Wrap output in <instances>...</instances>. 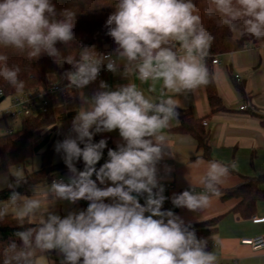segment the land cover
I'll return each mask as SVG.
<instances>
[{"label": "clouds", "instance_id": "1", "mask_svg": "<svg viewBox=\"0 0 264 264\" xmlns=\"http://www.w3.org/2000/svg\"><path fill=\"white\" fill-rule=\"evenodd\" d=\"M211 5L204 10L208 18L219 14V25L264 39V0H211ZM114 8L103 25L116 45L113 53H97L94 46L80 43L77 60L56 47L77 39L76 12L58 13L52 0H0V46L26 51L29 59L46 53L59 67L72 66L61 79L81 101L72 120L75 135L57 142L55 150L63 153L73 177L67 183L54 181L49 192L57 200L88 202L86 210L61 217L38 196L17 192L27 178L23 168L10 166L0 175V192L11 191L6 201L0 200V221L11 214L22 226L25 219L31 223V217L41 216L35 227L14 233L19 243L0 247V264H44L37 253L47 256L52 251L62 257L60 264H218V256L208 250L209 238L198 237L191 222L163 206L170 199L175 208H207L236 164L197 159L195 166H205L200 192L190 182V189L169 198L160 182L161 163L175 156L167 130L181 122L178 97L214 80L206 63L214 37L196 14L193 0H116ZM7 62L8 56L0 54V77L20 92L25 88L20 68ZM105 65L130 82L113 90L101 80L97 91L85 95L83 89ZM133 78L141 84L161 83L159 97L146 96ZM114 130L122 143L108 149L107 161L97 169L107 140L94 143L93 137ZM81 160L84 169L78 171ZM163 168L172 171L167 164ZM210 239L219 243L215 236ZM254 246L264 248V236L256 237Z\"/></svg>", "mask_w": 264, "mask_h": 264}, {"label": "crops", "instance_id": "2", "mask_svg": "<svg viewBox=\"0 0 264 264\" xmlns=\"http://www.w3.org/2000/svg\"><path fill=\"white\" fill-rule=\"evenodd\" d=\"M220 64L213 65L215 81L218 93L225 106L224 111L212 112L209 106L207 93L204 87L193 93L178 97L180 102V118L190 112L195 119L206 121L208 126H203L210 132L209 153L204 155L203 149L195 138L186 134H173L167 130L169 143L174 158L166 157L160 165V182L163 185H174L173 193H181L190 189V182L196 187V191H202L199 186V177L205 170L204 165L195 166L197 159L203 161L217 160L225 164L235 163V169L231 170L230 176L219 187L232 189L244 182L247 177H256L264 174V127L258 115L264 116V45L247 47L242 51L222 55ZM123 64H121V72ZM236 77H239L236 78ZM105 81L113 90L117 85L129 83L130 80L120 74L107 73L96 81L90 83L83 92L91 96L99 89L100 81ZM145 95L157 99L161 89V83L152 85L151 82L141 84L133 80ZM63 84V83H60ZM68 85V84H67ZM151 91L150 89H153ZM56 113L63 114L76 112L80 106V99L75 89H70L66 96H57L54 100ZM3 105V104H2ZM0 105V108L2 107ZM242 107H245L241 110ZM255 113L257 115H253ZM75 114V115H76ZM74 116L56 124L49 130L50 139L45 148L35 155L27 164L19 167L27 173L36 172L42 167V153L47 148L53 152V163H63V153H57L55 146L69 136H74L71 131ZM21 120L6 119L0 121V129L5 134L6 130L17 131L21 128ZM19 125V127H17ZM203 125V123H202ZM44 134V135H47ZM111 149H116L118 143H122L118 130L109 132ZM104 153L102 158H106ZM167 164L172 171L166 173L163 165ZM6 174V173H5ZM3 175V174H2ZM65 183L73 177L69 170L63 172ZM55 178H58L55 177ZM54 178V179H55ZM95 179V177H93ZM51 183L39 185L32 190L31 196H38L49 205V210L61 217L71 211H78L79 203L75 204L67 200L54 199L49 192ZM101 187H104L101 185ZM140 202L143 204V198ZM238 204L236 199L222 200L220 195L212 196L210 205L200 212L189 211L186 208H177L174 213L180 216L186 223H199L222 216L219 230L215 237L219 243L215 244L209 239L210 249L218 256V264H264V251L254 252L250 247L243 245L244 238H254L264 235V222L253 223V219H264V202L257 204L256 213L250 219L241 218L235 214L234 208ZM11 215V214H10ZM41 214L31 217V222L38 223ZM211 245H214L211 247ZM55 253V252H54ZM56 255V253H55ZM41 259L49 260L44 257Z\"/></svg>", "mask_w": 264, "mask_h": 264}, {"label": "trees", "instance_id": "3", "mask_svg": "<svg viewBox=\"0 0 264 264\" xmlns=\"http://www.w3.org/2000/svg\"><path fill=\"white\" fill-rule=\"evenodd\" d=\"M52 2L55 4L58 13L64 9L77 13V22L73 30L77 39L69 45L59 42L56 45L63 56L67 57L71 55L78 60L80 43L85 46H94L97 53H113L116 45L111 37L105 35L103 25L108 15L115 11L114 5L116 0H52ZM193 3L197 6L196 14L201 16L203 26L214 37L209 50V56L206 58L207 66L213 76L214 71L212 66L214 59L228 53L242 51L247 47L264 45V39L256 40L249 35L241 36L239 32L232 31L227 25H219L217 23L220 19L219 14L214 18H208L204 10L213 7L211 0H193ZM106 45L108 47H105ZM0 54L8 56L7 63L10 68L14 66L20 68L19 79L25 83V88L17 92L14 87L0 77V89L3 90L4 97L7 99L15 94L30 91L41 94L43 100L48 105L46 113H38L22 119L19 130L0 135V175H2L8 172L10 166L27 164L47 146L50 134L44 135V131L46 129L50 130L59 122L74 116L76 113L74 111L63 114L56 113L54 100L58 95L49 93V87L53 83L68 84L61 77L65 71L72 70L71 65L65 63L63 67H59L54 62V58L48 56L46 53H42L39 58L29 59L26 51L19 52L13 48H4L3 46H0ZM204 88L211 111L215 113L226 110L223 100L218 93L215 76L213 82ZM252 114L257 115L255 113ZM257 117L261 119V124L264 127V116L258 115ZM180 121L178 126L171 129V133L192 136L197 140L199 147L203 149L204 155L208 156L211 135L203 127L202 120L195 119L190 112H187L180 118ZM101 139H106L107 143H110L109 132L97 133L93 137V142L98 143ZM83 166L82 160L76 164L78 171ZM67 170L68 168L64 163L59 165L53 163V152L47 148L42 153L41 169L36 172L27 173V183L22 184L16 191L22 195L29 196L33 189L39 185L51 182L55 177H59ZM10 195L11 191L6 189L0 192V200L6 201ZM219 195L222 200H238V204L233 212L241 218L250 219L256 213L257 204L264 202V174L256 177H247L242 184L232 189H222L219 187ZM105 202L109 201L106 200ZM87 204V201L79 203L80 210H86ZM175 211H177V208L173 210V212ZM221 220L222 216H219L192 225L198 237L210 239L211 236L217 235ZM37 224L34 222L30 223L29 219H25L21 226L12 215L5 217L3 221H0V247L13 240L19 243L14 233L29 227H35ZM208 250L211 251L209 244ZM37 255L40 256V259L44 257L49 260L56 259L54 251L48 253L47 256L40 253H37Z\"/></svg>", "mask_w": 264, "mask_h": 264}, {"label": "built area", "instance_id": "4", "mask_svg": "<svg viewBox=\"0 0 264 264\" xmlns=\"http://www.w3.org/2000/svg\"><path fill=\"white\" fill-rule=\"evenodd\" d=\"M107 54H111V53H107ZM218 64H220L219 58L214 59L213 65H218ZM107 73H112V72H109L106 69V65H105V67L101 70L98 78L103 77ZM236 78L239 79V77H236ZM69 91H70V89L67 87V84L53 83L49 87V93L52 95L66 96L69 93ZM1 98H4V101L6 100L4 95L0 96V99ZM7 99H9V104L6 107L0 108V121H4L6 119L22 120L24 118H28V117L36 115L38 113H46L48 111L47 102H45L43 100V96L41 94H38V93H34V92H30V91L21 92V93L13 95ZM2 103H0V105H2ZM244 108L245 107H242L241 110H243ZM203 126L207 127L208 123L206 121H204ZM10 132L11 131H9L7 129L5 134L10 133ZM110 148H111L110 143L108 142L107 147L104 149V153L106 155H107L108 149H110ZM107 159H108V157H106L105 159L102 158L98 162V164L96 165L97 169L100 166H102L107 161ZM83 169H84V166L80 169V171H83ZM93 177H95V176H93ZM60 180L65 182L63 177H58V178L53 179L50 183L52 184L54 181H60ZM164 187H165V193L164 194L170 198V196H169L170 192L175 190L174 185H164ZM163 207L165 210H172L173 211L175 209V207L171 204L170 199L165 201V204ZM257 220L259 221L257 223L264 222V219H257ZM260 236H264V235H260ZM257 237H259V236H257ZM255 239H256V237L244 238L241 240V243L243 245L250 247L251 250L254 252L264 251V248L257 249L254 246ZM213 246L214 245H211V247H213Z\"/></svg>", "mask_w": 264, "mask_h": 264}, {"label": "rangeland", "instance_id": "5", "mask_svg": "<svg viewBox=\"0 0 264 264\" xmlns=\"http://www.w3.org/2000/svg\"><path fill=\"white\" fill-rule=\"evenodd\" d=\"M2 104H3L2 107H6L9 104V99H6ZM18 124H21V123L18 121ZM17 127H19V125H17ZM48 132H49V130L46 129L44 131V134H47ZM0 134L3 135V131L1 129H0ZM213 249H212V251H213ZM214 251H217V250H214ZM54 252L56 253V259L55 260H46V259L43 260V259H41V260H43L44 264H60V260L62 259V257L56 251H54Z\"/></svg>", "mask_w": 264, "mask_h": 264}, {"label": "water", "instance_id": "6", "mask_svg": "<svg viewBox=\"0 0 264 264\" xmlns=\"http://www.w3.org/2000/svg\"><path fill=\"white\" fill-rule=\"evenodd\" d=\"M3 101H4V98H1V99H0V103H2Z\"/></svg>", "mask_w": 264, "mask_h": 264}]
</instances>
